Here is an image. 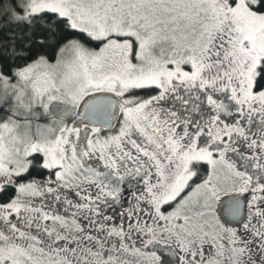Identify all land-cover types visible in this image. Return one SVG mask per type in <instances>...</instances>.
<instances>
[{
	"label": "snow or ice",
	"instance_id": "obj_1",
	"mask_svg": "<svg viewBox=\"0 0 264 264\" xmlns=\"http://www.w3.org/2000/svg\"><path fill=\"white\" fill-rule=\"evenodd\" d=\"M0 264H264V0H0Z\"/></svg>",
	"mask_w": 264,
	"mask_h": 264
}]
</instances>
